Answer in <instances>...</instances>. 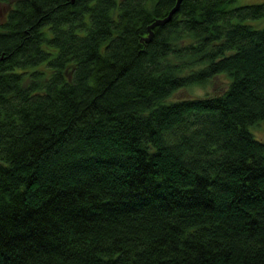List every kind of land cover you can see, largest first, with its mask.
I'll list each match as a JSON object with an SVG mask.
<instances>
[{
  "label": "trees",
  "instance_id": "1",
  "mask_svg": "<svg viewBox=\"0 0 264 264\" xmlns=\"http://www.w3.org/2000/svg\"><path fill=\"white\" fill-rule=\"evenodd\" d=\"M234 1L145 41L177 0H0V264H264V2Z\"/></svg>",
  "mask_w": 264,
  "mask_h": 264
},
{
  "label": "rangeland",
  "instance_id": "2",
  "mask_svg": "<svg viewBox=\"0 0 264 264\" xmlns=\"http://www.w3.org/2000/svg\"><path fill=\"white\" fill-rule=\"evenodd\" d=\"M261 2H264V0H235L232 6H242L243 4L248 5ZM4 13V6L0 5V16L4 15ZM226 86V76L220 75L219 77H216V79L206 84V86H193L181 88L174 92L170 99L178 100L188 97H203L207 94L221 93L224 90L223 88H226ZM250 131L257 139L264 141V121H260L255 125L251 126Z\"/></svg>",
  "mask_w": 264,
  "mask_h": 264
},
{
  "label": "water",
  "instance_id": "3",
  "mask_svg": "<svg viewBox=\"0 0 264 264\" xmlns=\"http://www.w3.org/2000/svg\"><path fill=\"white\" fill-rule=\"evenodd\" d=\"M182 1L183 0H177L175 7H173V9L169 12V14L165 18L155 20L148 27L149 35L147 38H145V41H149L153 37L154 31L152 29L154 27L165 25L167 22L171 20V17L179 10V7L181 6Z\"/></svg>",
  "mask_w": 264,
  "mask_h": 264
}]
</instances>
